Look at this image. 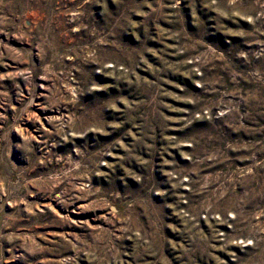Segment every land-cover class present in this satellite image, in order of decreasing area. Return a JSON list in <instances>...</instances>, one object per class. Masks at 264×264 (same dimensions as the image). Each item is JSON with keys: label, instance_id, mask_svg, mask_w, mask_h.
Listing matches in <instances>:
<instances>
[{"label": "rangeland", "instance_id": "374dc122", "mask_svg": "<svg viewBox=\"0 0 264 264\" xmlns=\"http://www.w3.org/2000/svg\"><path fill=\"white\" fill-rule=\"evenodd\" d=\"M0 264H264V0H0Z\"/></svg>", "mask_w": 264, "mask_h": 264}]
</instances>
